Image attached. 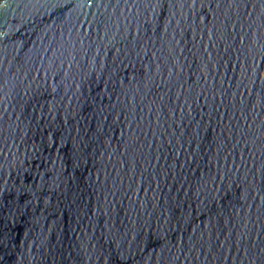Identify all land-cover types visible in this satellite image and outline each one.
<instances>
[{
	"label": "water",
	"instance_id": "obj_1",
	"mask_svg": "<svg viewBox=\"0 0 264 264\" xmlns=\"http://www.w3.org/2000/svg\"><path fill=\"white\" fill-rule=\"evenodd\" d=\"M0 264H264V0H0Z\"/></svg>",
	"mask_w": 264,
	"mask_h": 264
}]
</instances>
